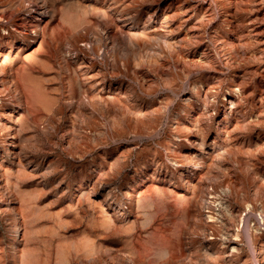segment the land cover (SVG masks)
I'll return each mask as SVG.
<instances>
[{
    "label": "rangeland",
    "instance_id": "374dc122",
    "mask_svg": "<svg viewBox=\"0 0 264 264\" xmlns=\"http://www.w3.org/2000/svg\"><path fill=\"white\" fill-rule=\"evenodd\" d=\"M0 6V264H264V0Z\"/></svg>",
    "mask_w": 264,
    "mask_h": 264
},
{
    "label": "bare ground",
    "instance_id": "6f19581e",
    "mask_svg": "<svg viewBox=\"0 0 264 264\" xmlns=\"http://www.w3.org/2000/svg\"><path fill=\"white\" fill-rule=\"evenodd\" d=\"M3 2H4V1H3ZM158 2H159V1H158ZM22 3H23V2H22ZM34 3H35V2H34ZM18 4H19V3H18ZM29 4H30V3H29ZM31 4H32V2H31ZM37 4H38V3H37ZM46 4H47V3H46ZM46 4H45V5H46ZM158 4H159V3H158ZM21 5H22V4H21ZM32 5H33V4H32ZM30 6H31V5H30ZM0 7H1V6H0ZM36 7H37V6H36ZM39 7H40V6H39ZM32 8H33V7H32ZM34 8H35V7H34ZM28 9H31V8H28ZM46 9H47V8H46ZM48 11H49V10H48ZM27 12H28V11H27ZM44 12H45V11H44ZM46 12H47V11H46ZM214 12H215V11H214ZM257 12H258V11H257ZM259 12H260V11H259ZM34 13H35V12H34ZM49 13H50V12H49ZM41 14H42V13H41ZM43 14H44V13H43ZM43 14H42V15H43ZM178 14H179V13H178ZM184 14H185V13H184ZM212 15H213V14H212ZM49 16H50V15H49ZM229 16L234 17L233 14H229ZM166 19H167V18H166ZM255 20H256V19H255ZM261 21H262V20H261ZM241 22H242V21H241ZM243 24H244V22H243ZM256 24H257V23H256ZM244 26H245V24H244ZM237 27H238L237 29L240 30V29H242L243 26H239V25H238ZM258 27H259V26H258ZM5 30H6V29H5ZM37 33H38V32H37ZM233 34H234V35H237V32L234 31ZM238 34H239V33H238ZM237 36H238V35H237ZM182 40H183V39H182ZM34 42H35V41H34ZM39 42H40V41H39ZM0 57H2V53H1V51H0ZM235 57H236V56H235ZM2 67H3V66H2ZM86 70H87V69H86ZM88 70H89V69H88ZM83 72H84V71H83ZM89 72H90V71H89ZM86 75H87V74H86ZM90 75H91V74H90ZM91 76H92V75H91ZM96 76H97V75H96ZM96 76H95V77H96ZM262 76H263V75H262ZM93 78H94V77H93ZM99 80H100V79H99ZM18 83H19V82H18ZM21 90H22V88H21ZM22 92H23V91H22ZM16 103H17V102H16ZM20 104H21V103H20ZM14 107L17 108L18 105L15 104ZM14 107H13V108H14ZM20 108H21V107H20ZM13 124H14V123H13ZM11 125H12V124H11ZM9 127H10V126H9ZM6 130H7V129H6ZM6 132H7V131H6ZM6 132H5V133H6ZM8 132H9V131H8ZM12 132H13V131H12ZM15 146H17V145H15ZM8 151H9V150H8ZM18 152H19V149H18ZM16 153H17V152L15 151V148H14V149L10 150V152L8 153V155L14 156ZM19 154H20V153H19ZM8 155H7V156H8ZM15 156H16V155H15ZM7 208H8V207H7ZM12 209H13V208H12ZM12 209H11V210H12ZM16 209H17V208H16ZM13 212H14V211H13ZM15 212H17V211L15 210ZM17 213H18V212H17ZM17 213H16V214H17ZM11 221L14 222V227H12V230H11V229H10V230H11V234L14 235V237H13L14 241H16V240H17V237H18L17 235H18L19 232H20V230H19L20 225H19L18 216H17V215L14 216V217L12 218ZM14 243H15V242H14ZM16 245H17V244H16Z\"/></svg>",
    "mask_w": 264,
    "mask_h": 264
}]
</instances>
